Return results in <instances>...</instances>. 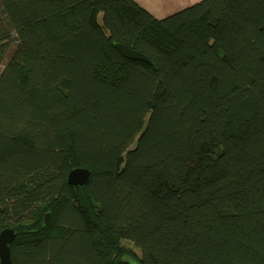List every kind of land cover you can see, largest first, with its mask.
I'll use <instances>...</instances> for the list:
<instances>
[{
	"label": "trees",
	"instance_id": "16d2710c",
	"mask_svg": "<svg viewBox=\"0 0 264 264\" xmlns=\"http://www.w3.org/2000/svg\"><path fill=\"white\" fill-rule=\"evenodd\" d=\"M7 228L14 264H264V0H0Z\"/></svg>",
	"mask_w": 264,
	"mask_h": 264
},
{
	"label": "water",
	"instance_id": "95a60500",
	"mask_svg": "<svg viewBox=\"0 0 264 264\" xmlns=\"http://www.w3.org/2000/svg\"><path fill=\"white\" fill-rule=\"evenodd\" d=\"M117 50L126 58L132 60H139L153 65L151 60L140 53L129 48L121 43H116ZM91 179V171L87 168H74L68 175V182L76 187H85L89 184ZM51 219V214L48 212L44 216V225H48ZM16 238V231L11 228H7L0 233V264H14L11 254V243ZM129 264H139L135 261H128Z\"/></svg>",
	"mask_w": 264,
	"mask_h": 264
},
{
	"label": "crops",
	"instance_id": "0c3cea01",
	"mask_svg": "<svg viewBox=\"0 0 264 264\" xmlns=\"http://www.w3.org/2000/svg\"><path fill=\"white\" fill-rule=\"evenodd\" d=\"M157 18H165L202 0H135Z\"/></svg>",
	"mask_w": 264,
	"mask_h": 264
},
{
	"label": "rangeland",
	"instance_id": "374dc122",
	"mask_svg": "<svg viewBox=\"0 0 264 264\" xmlns=\"http://www.w3.org/2000/svg\"><path fill=\"white\" fill-rule=\"evenodd\" d=\"M122 249L125 251V252H130L132 253L133 255H135L136 257L140 256V253L138 251V249H136L132 244L128 243V242H124L122 244Z\"/></svg>",
	"mask_w": 264,
	"mask_h": 264
}]
</instances>
